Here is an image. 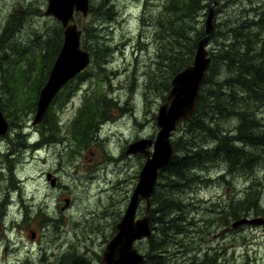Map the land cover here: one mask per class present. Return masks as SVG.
I'll list each match as a JSON object with an SVG mask.
<instances>
[{
    "label": "rangeland",
    "instance_id": "1",
    "mask_svg": "<svg viewBox=\"0 0 264 264\" xmlns=\"http://www.w3.org/2000/svg\"><path fill=\"white\" fill-rule=\"evenodd\" d=\"M164 1L147 3L148 11L144 12L142 0H104L102 5L100 0H90V4L97 7L96 11L86 17L75 14L74 21L85 32L94 23L97 35L88 42L107 45L112 51L110 63L103 67L93 61L82 71L84 75L75 93L57 110L59 135L52 142H40V146L45 144L40 150L20 148L10 133L11 128L0 136V264H71L73 254L76 264L80 254L89 264H101L100 256L107 241L103 242L113 234L112 228L125 210L145 160L142 154L125 155L123 151L128 143L138 138H154L158 130L155 115L163 100L144 83L149 77L157 46L153 26L157 25V12ZM46 5L47 0H0V25L11 11L20 7L22 9L15 14L22 18L21 29L33 31L55 21L60 24L55 17L44 15ZM108 6L118 13L114 20L113 16L105 21L100 14ZM231 6L224 7L218 19L233 21L238 7ZM36 8L41 12L39 16L35 15ZM142 17L151 20L150 27L142 26ZM224 27L222 24L220 29ZM250 30L253 27L245 32ZM142 33L147 44L138 36ZM221 34L209 45L207 43V50L216 49L220 40L229 37L227 33ZM2 64L0 70L6 67ZM0 73L3 75L2 70ZM228 75L230 73L221 69L216 80ZM99 78L100 86L97 84ZM104 82L116 101L117 108H113L116 117L103 120L102 131L97 136H103L101 141L95 139L84 148L78 137L72 136L71 125L76 119V110L82 106L83 88L88 83L91 89L102 88ZM257 104L264 117V103ZM33 115L31 113L26 121L30 129L26 131L30 135L29 142L40 136V128L32 124ZM180 129L178 124L172 131L171 142ZM203 137L197 136L199 143H212ZM11 166L14 172L10 171ZM224 167L221 160L211 163L203 171H196L197 178L183 188L180 198L185 200L181 203L185 209L181 212L184 217L181 231L187 241L185 246H180L177 237H169L166 248L172 256L167 255L168 250L163 253L164 264H205L204 255L212 259L215 247L223 254V264H264V224L245 223L223 231V220L213 222L208 205L212 200H224L228 196L241 198L251 182L249 179L255 178L261 197L260 208H264V157L254 160L251 167L228 174L227 182L219 179ZM46 173L55 176L54 186L50 185ZM190 197L195 198L196 205L187 208ZM143 212L144 204L141 203L137 215ZM257 216L264 217V214L248 211L242 212L239 218ZM233 221L227 219V226ZM148 245V239L134 243L141 253L147 252Z\"/></svg>",
    "mask_w": 264,
    "mask_h": 264
},
{
    "label": "trees",
    "instance_id": "2",
    "mask_svg": "<svg viewBox=\"0 0 264 264\" xmlns=\"http://www.w3.org/2000/svg\"><path fill=\"white\" fill-rule=\"evenodd\" d=\"M153 1L142 0L145 3L142 10L148 11L146 5ZM216 1L208 45L220 33H227L229 37L220 40L216 49L208 50L210 63L195 98L194 110L179 123L181 129L172 140V158L158 173L150 198L152 233L148 237L147 260L142 264H164L165 255L162 254L168 253V250L167 255L172 256L169 248H166L169 237H177L180 246H185L187 237L183 238L184 231H181L184 219L181 212L185 209L181 203L185 200L180 197L189 181L197 178L196 171H203L211 163L221 160L225 167L219 174V179L227 182L228 174L246 166L251 167L254 160L264 157V117L257 106V102L264 103V0ZM210 2L211 0H165L157 12V25L153 26L157 43L154 66L150 67L149 77L144 84L147 89L161 96L163 101L170 89L171 78L191 62L197 42L204 36L205 21L200 19H205ZM100 3L105 4L104 0H100ZM230 4L238 7L235 19L230 22L228 18L218 19L222 15V9L231 6ZM243 6L247 8L242 9ZM96 8L90 4L87 15L96 11ZM21 9L11 11L3 25H0V67L2 63L6 66L1 68L3 75L0 73V109L8 120L12 129L10 133L14 135L19 147L32 148L39 146L42 141L52 142L59 135L57 110L73 96L84 72L76 76L77 81L74 78L69 80L57 92L42 121L35 125L40 128L38 140L28 144L30 136L26 131L30 129L26 126V121L35 112L39 91L60 49L63 27L55 21L33 31L21 29L22 18L15 14ZM204 11L205 14H202ZM35 13L37 16L41 14L37 8ZM117 13L118 10L108 6L100 15L106 21L113 16L114 20ZM35 19L40 20L38 17ZM150 21L140 18L142 26L146 28L150 27ZM93 24L92 22V27L86 29L87 32L81 30V47L89 50L90 62L95 61L100 66L107 67L112 55L109 47L88 42V39L97 35ZM222 24L226 26L223 30L220 29ZM249 27H253V30L246 33L245 30ZM138 36L144 42L143 33ZM117 50L118 47L115 48ZM123 51L120 49V52ZM221 69L230 75L216 80ZM99 82L100 78L97 79L98 86ZM106 85L104 82L102 88L96 86L91 89V84L88 83L82 90V106L76 110V119L72 122L70 132L72 136L78 137L77 140L84 148L95 139L101 141L102 138L97 135L103 120L116 117L113 113V108H117L116 101L106 90ZM67 134L64 133L65 136ZM196 135H204L203 138L212 143H199ZM10 171L13 172L12 166ZM249 181V188L245 189L241 198L228 196L224 200H212L208 203L212 221L223 220L224 230L230 228L227 226V219L236 220L242 212L264 214V208H260L258 183L255 178H250ZM194 200V197L188 198L187 208L189 205H196ZM112 231L114 232V228ZM219 249L214 248L212 259L205 254L204 263L223 264V254L217 252ZM176 250H179L177 245ZM74 255L71 256V264H76ZM79 256L78 264H89L86 257L82 254Z\"/></svg>",
    "mask_w": 264,
    "mask_h": 264
},
{
    "label": "water",
    "instance_id": "3",
    "mask_svg": "<svg viewBox=\"0 0 264 264\" xmlns=\"http://www.w3.org/2000/svg\"><path fill=\"white\" fill-rule=\"evenodd\" d=\"M216 2L211 0L209 4L204 36L197 42L191 62L171 78L165 101L158 106L155 115L158 130L155 137L137 139L125 149L126 154L142 153L145 161L138 172L126 208L114 225L115 233L102 251L101 264H140L144 260V254L138 252L134 242L150 235V198L158 171L169 163L173 155L171 133L194 110L195 98L210 63L206 47L213 28ZM88 10L89 0H47L44 15H51L60 22L63 38L47 79L39 91L32 124L41 122L57 92L90 63V53L81 47V30L74 21L75 12L85 17ZM8 130L9 123L0 109V136ZM47 176L49 178L50 175ZM50 182L54 185V179ZM141 199L145 202L144 214L136 217ZM245 223L264 224V217H241L231 223V228Z\"/></svg>",
    "mask_w": 264,
    "mask_h": 264
},
{
    "label": "bare ground",
    "instance_id": "4",
    "mask_svg": "<svg viewBox=\"0 0 264 264\" xmlns=\"http://www.w3.org/2000/svg\"><path fill=\"white\" fill-rule=\"evenodd\" d=\"M215 14V13H214ZM35 34V33H34ZM259 62V61H258ZM153 68V67H152ZM157 72V71H156ZM158 73V72H157ZM154 77V76H153ZM101 127V129L99 130V132H101L102 131V128H103V125H101L100 126ZM106 137H108V136H106ZM22 145V144H21ZM114 162H115V160H113ZM113 163V162H112ZM107 164V163H106ZM109 165H110V163H109ZM112 165V164H111ZM13 170V169H12ZM14 172V171H13ZM237 178V177H236ZM224 181V180H223ZM252 185V184H251ZM249 188V187H248ZM242 195V194H241ZM227 207H228V205H227ZM186 224V223H185ZM70 248V247H69Z\"/></svg>",
    "mask_w": 264,
    "mask_h": 264
},
{
    "label": "flooded vegetation",
    "instance_id": "5",
    "mask_svg": "<svg viewBox=\"0 0 264 264\" xmlns=\"http://www.w3.org/2000/svg\"><path fill=\"white\" fill-rule=\"evenodd\" d=\"M47 174H49V173H46V178H48ZM52 177H54V178H55V176H54L53 174H51V175L49 176V178H48V179H51ZM55 181H56V178H55ZM205 230H206V229H205ZM34 235H35V233H34ZM100 263H101V261H100Z\"/></svg>",
    "mask_w": 264,
    "mask_h": 264
}]
</instances>
